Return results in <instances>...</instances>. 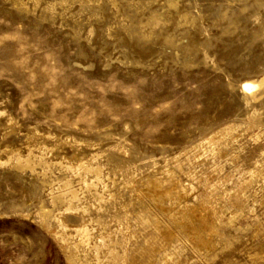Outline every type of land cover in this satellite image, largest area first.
I'll list each match as a JSON object with an SVG mask.
<instances>
[{"label":"rangeland","instance_id":"374dc122","mask_svg":"<svg viewBox=\"0 0 264 264\" xmlns=\"http://www.w3.org/2000/svg\"><path fill=\"white\" fill-rule=\"evenodd\" d=\"M127 1L131 8L125 0H0V264H67L61 247L39 224L35 209L38 208L40 198L50 207L48 192L51 187L56 189L60 180L68 179L74 188L80 187L76 176L58 166L60 161L70 158L74 153L78 154V159L90 158L95 152L100 154V163L104 165L106 162L104 167L107 172L118 164L125 168L131 165L137 172L143 160L149 157V161L153 162L149 163V171L146 170L148 176L158 179L164 185L169 184L170 180H175L179 187L182 185V195L177 200L165 197L154 204L148 202L147 205L143 200H138L133 208H126L131 217L130 230L135 231L138 247L144 245L146 238L156 234L150 224L144 226L145 222L140 218L144 210L150 211L147 216L155 224L159 221L156 225L161 228L170 225L169 216L162 213L160 215L161 207L175 212L186 205H204L214 208L219 214L217 217L221 223L217 222L218 235L207 236L208 248L205 250L198 249L189 234L181 233L176 235V239L173 238L175 241L172 239L156 248L142 264H147V261L148 264H264V96L247 104L240 90L242 80L244 82L256 75L258 77L264 72V47L257 48L254 45L248 48L251 42L250 29L256 27L248 16L253 13L257 4H264V0H228L226 3L225 0ZM170 1H173V7ZM84 2L92 7H83ZM17 3L22 4L24 9H18ZM242 3H247L248 9L252 5L253 10L250 8L248 12L241 13L236 8L242 7ZM221 11L231 19L236 14L232 19L235 29L229 42L226 35L219 34L225 21L221 18ZM184 13L187 15H183ZM150 14L162 20L156 28H146L148 33L153 31L151 37L141 39L133 31L148 22L152 17ZM258 17L260 21L264 20L263 9L259 10ZM131 26L134 28H130ZM203 28L207 31L206 35L205 32L202 33ZM241 28H245L244 31ZM216 45H221L220 52L216 51ZM229 45L233 51L229 49ZM209 46H213V50ZM242 52L247 55L243 56ZM213 56L215 61H212ZM228 60L226 66L225 62ZM254 112L258 113L260 119L256 120V116L254 122H251ZM212 134L217 137L216 148L207 144V140L213 137ZM119 141H124L122 144L125 149L131 150L111 149L118 147ZM37 144L39 147L43 146L46 151L45 160L54 166L52 172L49 171L45 176L50 184L43 188L47 187L48 190L41 188L44 177H41L39 170L32 174L17 173L7 163L12 152L18 151L25 157L30 149L37 148ZM78 148L79 151H85L79 153ZM104 154H108L110 159ZM116 178L114 180L119 183V177ZM237 179L238 184L234 182ZM207 180L210 181L206 182ZM245 181L250 182V185L242 189ZM232 191L233 194L237 191L236 196ZM123 194L124 201L127 202L128 194ZM120 211L119 209L117 213ZM21 212H27V216ZM88 213L83 216L84 219L78 217L80 214L69 216L70 224H88L96 228V217L100 214L106 220H111L112 232L116 233L119 229L116 211L96 214L91 210ZM121 213L120 216L124 214ZM232 215H236L233 224L227 222ZM222 226L225 227L221 228ZM68 233L71 234V242L77 241L73 228Z\"/></svg>","mask_w":264,"mask_h":264},{"label":"bare ground","instance_id":"6f19581e","mask_svg":"<svg viewBox=\"0 0 264 264\" xmlns=\"http://www.w3.org/2000/svg\"><path fill=\"white\" fill-rule=\"evenodd\" d=\"M17 1V0H16ZM20 1V0H19ZM39 1V0H38ZM112 1V0H111ZM116 0H114L115 2ZM127 2V4L129 5L128 1L125 0ZM131 1V0H130ZM211 1V0H210ZM223 1V0H221ZM230 1V0H229ZM235 1V0H234ZM239 1V0H236V2ZM245 1V0H244ZM257 1V0H255ZM92 2V1H91ZM110 2V1H109ZM108 2V3H109ZM133 2V1H132ZM206 2V0H205ZM209 2V1H208ZM207 2V3H208ZM213 2V1H211ZM218 3V1H216ZM215 2V3H216ZM228 2V0H225V3ZM232 2V1H231ZM243 2V1H241ZM251 2V1H249ZM254 2V1H253ZM252 2V3H253ZM261 2V1H260ZM259 2V3H260ZM21 3V2H20ZM20 3H17L16 6L18 5V9L22 10L24 9L22 4ZM80 3V2H79ZM93 3V2H92ZM220 3V2H219ZM230 3V2H229ZM233 3V2H232ZM235 3V2H234ZM255 3V2H254ZM263 3V2H262ZM64 4V3H63ZM81 4V3H80ZM100 4V3H99ZM107 4V3H105ZM135 4V3H134ZM153 4V3H152ZM177 5V3H174ZM195 4V3H194ZM210 4V3H209ZM208 4V6H209ZM236 4V3H235ZM234 4V5H235ZM243 4V3H242ZM242 4H239V5H242ZM247 4V3H246ZM246 4H243L242 7L238 6V10L242 11L241 13H244L245 11L248 12L247 10H249L252 5L249 4V7L251 5V7L248 9ZM37 5V4H36ZM83 7H89V5L85 4H82ZM81 5V6H82ZM92 5V4H91ZM102 5V4H101ZM170 5L173 7V1H170ZM207 5V4H206ZM220 5V4H219ZM218 5V6H219ZM222 5V4H221ZM220 5V7H222ZM228 5V4H227ZM230 5V4H229ZM228 5V6H229ZM238 5V4H237ZM248 5V4H247ZM38 6V5H37ZM94 6V4H93ZM98 6V5H97ZM140 6V5H139ZM204 6V5H203ZM225 6V5H224ZM48 7H51V6H48ZM62 7V6H61ZM92 7V6H90ZM89 7V8H90ZM103 7V6H102ZM100 7V8H102ZM215 7L217 8L216 4H215ZM226 7V6H225ZM239 7L241 9H239ZM257 7V8H256ZM47 8V7H45ZM95 8V7H93ZM98 8V7H97ZM129 8L130 5H129ZM136 8V6H135ZM134 8V9H135ZM176 8V7H175ZM211 8V7H210ZM209 8V9H210ZM214 8V7H213ZM219 8V7H218ZM224 7H222L223 9ZM230 8V7H229ZM17 9V10H18ZM86 9V8H85ZM99 9V8H98ZM139 9V7H138ZM188 10V8H186ZM191 9V8H190ZM207 9V8H206ZM255 9L253 11V13H250L249 14V19L252 18L251 21H253V26L256 25V27H253L251 28V42L249 43V46L248 48H250V46L254 47V45L257 47V46H263L264 47V20L260 21L258 15H259V10L263 9L264 11V4H257L255 6ZM251 8V10H253ZM56 10V9H55ZM102 10V9H101ZM133 10V9H132ZM150 10V9H149ZM187 10H185L186 12H188ZM216 10V9H215ZM258 10V11H257ZM51 11V10H50ZM83 11V10H82ZM86 11V10H85ZM89 11V10H88ZM87 11V12H88ZM135 11V10H134ZM207 11V10H206ZM212 11V10H211ZM219 11V10H217ZM224 11V10H223ZM222 12L223 15H221V18H223V21L224 23H222V28L220 29V33L222 36L223 35H226L228 37V42L231 41L230 37L232 36L233 32H234V29H235V25H234V22L232 21V19H234V17L231 18H228V16L226 14H224ZM86 12V13H87ZM95 12V10H94ZM115 12V11H114ZM205 12V11H204ZM209 12V11H208ZM48 13V12H47ZM83 13V12H82ZM211 13V12H210ZM217 13V12H216ZM226 13V12H225ZM51 14V13H50ZM91 14V13H90ZM99 14V13H98ZM192 14V13H191ZM209 14V13H208ZM221 14V13H219ZM218 14V15H219ZM228 14V13H227ZM234 14V13H233ZM246 14V13H245ZM86 15V14H85ZM89 15V14H88ZM152 17H150V19L148 20V22H145V24H143L141 27H136L137 29H135L133 31V34H135L136 36H138L139 38L142 39L143 38H149L150 34L153 32L151 30L150 33L146 32V28L148 30V28L152 29V28H156V26L159 25L160 20L157 16H153L154 14H150ZM183 15H187V13L183 14ZM204 15V14H202ZM239 15V14H237ZM82 16V15H81ZM80 16V17H81ZM103 16V15H102ZM183 17L184 19L186 17ZM194 16V14H193ZM198 16V15H196ZM201 16V15H200ZM217 16V15H216ZM232 16V15H231ZM229 16V17H231ZM240 16V15H239ZM244 16V15H242ZM219 17V16H217ZM241 17V16H240ZM239 17V18H240ZM247 17V16H246ZM199 18V16H198ZM208 18V17H207ZM211 18H214L211 16ZM210 18V19H211ZM242 18V17H241ZM200 19V18H199ZM206 19V17H205ZM245 19V18H244ZM243 19V20H244ZM248 19V18H247ZM183 20V19H182ZM186 20V19H185ZM191 20V19H190ZM215 20V18H214ZM242 20V19H241ZM240 20V21H241ZM184 21V20H183ZM193 21H197V20H194ZM201 21V20H200ZM209 21V20H208ZM220 21V19H219ZM80 22V21H79ZM186 22V21H185ZM184 22V23H185ZM199 22V21H198ZM222 21H220L221 23ZM239 22V21H238ZM247 22V21H246ZM217 23V21H216ZM237 23V21L235 22ZM245 23V22H244ZM249 23V22H248ZM126 24V23H125ZM166 24V23H165ZM192 24V23H191ZM241 24V23H239ZM243 24V23H242ZM183 25V24H182ZM238 25V23H237ZM73 26V25H72ZM81 26V25H80ZM121 26H122V23H121ZM193 26V25H192ZM200 26V25H199ZM245 26V25H244ZM242 26V28L244 27ZM124 27V26H122ZM129 27V26H128ZM179 27V26H178ZM188 29H189V26H187ZM186 27V29H187ZM202 26H200L201 28ZM204 27V26H203ZM219 27V26H218ZM217 27V28H218ZM239 27V26H238ZM252 27V26H250ZM73 28V27H72ZM130 28H134V27H130ZM194 28V27H193ZM205 28V27H204ZM204 28L201 29L202 33L205 32V35H206V32L207 31H204ZM220 28V27H219ZM241 28V29H242ZM126 29V27H125ZM197 29H199V27H197ZM206 29V28H205ZM208 29H211V28H208ZM245 29V28H244ZM244 29H242L244 31ZM247 29V28H246ZM124 30V29H123ZM130 30V31H131ZM154 30V29H153ZM183 30V29H182ZM196 30V29H194ZM200 30V29H199ZM239 30V29H238ZM248 30V29H247ZM129 31V29H128ZM127 31V32H128ZM162 31V30H161ZM185 31V30H184ZM193 30H191L192 32ZM198 30H196L197 32ZM246 31V30H245ZM199 32V33H200ZM218 32V30H217ZM237 32V31H235ZM130 33V32H129ZM162 33V32H161ZM187 33V32H186ZM190 33V31L188 32ZM211 33V32H210ZM249 33V32H247ZM132 34V33H130ZM192 34V33H191ZM194 34V33H193ZM197 34V33H196ZM201 34V33H200ZM209 34V32H208ZM211 35V34H210ZM188 36V35H187ZM203 36V35H202ZM208 36V35H207ZM214 36V35H213ZM218 36V35H217ZM216 36V37H217ZM242 36V35H241ZM249 36V35H248ZM249 36V37H250ZM151 37V36H150ZM166 37V36H165ZM190 37H192L190 35ZM197 37V36H196ZM209 37V36H208ZM212 37V36H211ZM215 37V36H214ZM212 37V38H214ZM233 37V36H232ZM231 37V38H232ZM244 37V36H243ZM198 38V37H197ZM205 38V37H204ZM223 38V37H222ZM241 38V37H240ZM192 39V38H191ZM201 39V37H200ZM207 38H205L206 40ZM210 39V38H208ZM215 39V38H214ZM224 39V38H223ZM237 39V38H236ZM137 40V39H136ZM167 40V39H166ZM170 40V39H168ZM221 40V39H220ZM219 40V42H220ZM239 40V39H238ZM237 40V41H238ZM242 40V39H241ZM249 40V39H248ZM150 41V39H149ZM195 41V40H194ZM213 41V40H212ZM223 41V40H222ZM247 41V40H246ZM166 42V41H165ZM171 41H169L170 43ZM217 42V43H219ZM223 42L226 43V41L224 40ZM232 42H235V41H232ZM245 42V41H242V43ZM199 43V42H198ZM216 43V42H215ZM236 43V42H235ZM240 43V42H238ZM237 43V44H238ZM168 44V43H166ZM172 44V43H171ZM170 44V45H171ZM197 44V43H196ZM209 44V43H208ZM220 44V43H219ZM234 44V43H233ZM201 45V44H200ZM232 45V44H231ZM235 45V44H234ZM241 45V44H240ZM244 45H247V44H244ZM243 45V46H244ZM198 46V45H197ZM224 46V45H223ZM200 47H203V46H200ZM211 46H209V49H210ZM234 47V46H233ZM262 47V48H263ZM213 48V46L211 47V49ZM216 48H218V50H215L216 51H219L220 52V49H221V45H216ZM232 48L230 47L229 45V49ZM259 48V47H257ZM179 49V48H178ZM205 49V48H204ZM233 49V48H232ZM230 49V50H232ZM235 49V47H234ZM201 50V49H199ZM213 50V49H212ZM214 50V52H215ZM226 50H228L226 48ZM259 50V49H258ZM202 51V50H201ZM207 51H210V50H207ZM206 51V53H207ZM233 51V50H232ZM243 51V50H241ZM245 51V49H244ZM243 51V52H244ZM257 51V49H256ZM264 51V50H263ZM262 51V53H263ZM213 52V53H214ZM223 52V51H222ZM237 52V51H236ZM242 52V55H247V54H243ZM247 52V51H246ZM258 52V51H257ZM186 53V52H185ZM205 53V52H203ZM218 53V52H217ZM225 53V52H224ZM223 53V54H224ZM238 53H240V51H238ZM252 53V52H251ZM250 53V54H251ZM255 53V52H254ZM261 53V54H262ZM210 54V53H209ZM207 54V55H209ZM221 54V53H219ZM256 54V53H255ZM260 54V56H261ZM215 55V53H214ZM238 55V54H237ZM263 55V54H262ZM223 56V55H221ZM226 56V55H225ZM236 56V55H235ZM240 56V55H239ZM242 56V58H243ZM212 57V56H211ZM218 57V56H216ZM237 57V56H236ZM241 57V56H240ZM249 57V56H248ZM258 57V56H257ZM203 58V56H202ZM214 60L212 59V61H215V56H213ZM230 58V57H229ZM231 58H233L231 56ZM240 58V59H242ZM250 58V57H249ZM256 58V57H255ZM259 58V57H258ZM227 59V58H226ZM224 59V60H226ZM236 59V58H234ZM254 59V58H253ZM263 59V58H262ZM203 60V59H202ZM205 60V59H204ZM218 60V59H217ZM233 60V59H232ZM252 60V59H251ZM222 61V60H221ZM238 61V60H236ZM245 61V60H244ZM209 62V60H208ZM233 62V61H232ZM230 61V63H232ZM240 62V61H239ZM238 62V63H239ZM254 62V61H253ZM210 63V62H209ZM215 63V62H214ZM226 63H229V60ZM234 63V62H233ZM235 64V63H234ZM233 64V65H234ZM240 64V63H239ZM253 64V63H252ZM255 64H257L255 62ZM253 64V65H255ZM215 65V64H214ZM221 65V64H219ZM218 65V66H219ZM252 65V66H253ZM225 66V65H224ZM227 66V64H226ZM231 66V64H230ZM236 66V65H235ZM239 66V65H238ZM262 66V65H261ZM259 67V66H258ZM257 68V67H256ZM262 69V68H261ZM246 70V69H244ZM248 71V70H247ZM243 72V71H242ZM249 72V71H248ZM263 72V71H262ZM246 73V71H245ZM244 73V74H245ZM261 73V72H260ZM259 73V74H260ZM249 73H247V76H248ZM243 75V74H242ZM255 75V73H254ZM253 75V76H254ZM244 76V75H243ZM257 76V75H256ZM255 78H251V79H247L245 80L244 82H240V83H243L241 86H240V90H241V95L243 97V99L246 101V103L248 102H251L253 103L254 100L256 99H259L260 97H263L264 96V72L263 74H261L260 76L256 77ZM242 79V77H241ZM238 81V80H237ZM236 82V81H235ZM239 82V81H238ZM237 82V83H238ZM234 84V83H233ZM232 85V84H231ZM239 85V84H238ZM232 87V86H231ZM230 87V88H231ZM237 89V88H236ZM239 90V91H240ZM235 91V90H233ZM238 93V92H236ZM236 95V94H235ZM239 95V93H238ZM241 98V97H240ZM264 100V98H262ZM244 101V102H245ZM256 102V101H255ZM247 103V104H248ZM249 104L250 106L252 104ZM237 104V103H236ZM246 105V104H245ZM247 105V106H249ZM257 106V103L255 104ZM255 105L253 107H255ZM259 105V104H258ZM250 106L248 108H250ZM252 107V108H253ZM246 108V107H245ZM254 109V108H253ZM252 109V110H253ZM258 110V109H257ZM255 111V109H254ZM264 111V110H263ZM247 112V110H246ZM249 112V111H248ZM262 113V111H261ZM251 114V112H250ZM260 114V113H259ZM248 115V114H247ZM254 117V119L251 121V122H254L255 120V117L259 116L257 112H254L252 114ZM256 117V118H257ZM249 118V117H248ZM251 119V117H250ZM259 117L258 120L259 121ZM257 121V122H258ZM9 123V122H8ZM7 123V125H8ZM250 124V123H249ZM14 130V129H13ZM229 131V130H228ZM227 131V132H228ZM37 132V131H36ZM226 132V133H227ZM30 133V132H29ZM111 134V133H110ZM232 134V133H230ZM40 135V134H39ZM38 135V136H39ZM109 135V134H108ZM213 135V134H212ZM225 135V134H224ZM227 135H229V132L227 133ZM36 136V137H38ZM44 136V135H43ZM40 137V136H39ZM42 137V135H41ZM108 138V136H105ZM113 137V136H112ZM117 137V135H116ZM115 137V138H116ZM120 137V136H119ZM118 137V138H119ZM123 136H121L120 138H122ZM225 137V136H224ZM227 137V136H226ZM232 137V136H231ZM46 137H44L45 139ZM69 138V137H68ZM221 138V137H220ZM228 138V137H227ZM234 138V137H233ZM35 139V138H34ZM38 139V138H37ZM36 139V140H37ZM43 139V140H44ZM70 139V138H69ZM72 139V138H71ZM103 139V137H102ZM106 139V138H105ZM111 139V138H110ZM114 139V138H113ZM124 139V138H123ZM122 139V140H123ZM226 139V138H225ZM232 139V138H230ZM36 140H33V141H36ZM60 140V139H59ZM65 140V139H63ZM116 141L118 139H115ZM120 140V139H119ZM40 141V140H39ZM62 141V140H61ZM73 141V139H72ZM77 141V140H76ZM121 141V140H120ZM118 142V147H112L111 149H118L119 150H123L125 149V145L123 146L122 142ZM216 141H217V137L213 135V137H210L208 140H207V144H209L210 146H215L216 144ZM228 141V140H227ZM65 142V141H64ZM74 142V141H73ZM79 142V141H78ZM84 142V141H83ZM83 142L82 145H83ZM86 142V141H85ZM114 142V141H113ZM112 142V143H113ZM206 142V141H205ZM226 142V141H225ZM41 143V142H40ZM59 143V142H58ZM72 143V142H71ZM88 143V142H87ZM224 143V142H223ZM74 144H76L74 142ZM114 144V143H113ZM112 144V145H113ZM117 144V143H116ZM126 144V143H125ZM43 145V143L41 144ZM64 145V144H62ZM69 145V144H68ZM71 145V144H70ZM77 145V144H76ZM75 145V146H76ZM81 145L82 149L84 148L83 146ZM202 145V144H201ZM36 146V144L34 145ZM72 146V145H71ZM74 146V145H73ZM72 146V147H73ZM80 146V145H78ZM127 146V145H126ZM205 146V145H203ZM209 146V147H210ZM77 147V146H76ZM86 147V146H85ZM92 147V146H91ZM130 147V146H129ZM218 147V146H215V148ZM100 148V147H99ZM133 148V147H131ZM214 148V149H215ZM62 149V148H61ZM86 149V148H85ZM128 149V148H127ZM203 149V148H202ZM211 149V148H209ZM224 149V148H223ZM14 150V149H13ZM64 150V148H63ZM81 150V149H80ZM110 150V148H109ZM121 150V151H122ZM126 150V149H125ZM131 150V149H130ZM129 149L126 150V151H130ZM134 150V149H133ZM207 150H208V147H207ZM12 151V150H11ZM9 151V153L11 152ZM44 148L43 146L42 147H39L38 144H37V148L34 150V149H30L27 154V156L24 157V155L22 156L21 153H19L18 151L16 152H12L10 154V158L8 160V164L11 166V168H13L17 173H25V172H29L30 174L32 173H37L36 171H40L42 176L41 177H44V180L42 181V186L41 188L45 187L46 184H50V181L49 183L47 182V180H45V176H47V173L49 171H51L52 169V165L48 164V162L45 160L44 158ZM74 151V150H73ZM79 153L85 151V150H82V151H79V148L77 150ZM76 151V152H77ZM88 151V150H87ZM111 151V150H110ZM115 151V150H113ZM213 151V150H212ZM211 151V153H212ZM21 152V151H20ZM63 152V151H62ZM90 152V151H89ZM92 152V151H91ZM104 152V151H103ZM206 152V151H205ZM209 152V151H207ZM215 152H217L215 150ZM214 152V153H215ZM65 153V152H64ZM63 153V154H64ZM72 153V152H71ZM86 153V152H85ZM106 153V152H104ZM116 153V151H115ZM119 153V152H118ZM124 153V152H122ZM127 153V152H126ZM130 153V152H128ZM133 151L130 153L132 154ZM185 153V152H184ZM223 153H225V151H223ZM222 153V154H223ZM67 154V153H66ZM109 156L111 157L110 153H108ZM107 154V155H108ZM188 154V153H187ZM48 155V154H47ZM73 155V156H72ZM70 156V158H62L63 160L59 162V167L61 169H63L65 172L67 173H71L74 177L76 176V178L78 179L79 181V184L77 185H80L79 188H74L73 187V184L71 185V182L69 181H65V180H60V182L55 185H57L56 189L53 187L50 188L49 192H48V200H49V204H50V207L48 208V206H46L45 204H47V202L45 203L43 201V199L41 200V195L39 199V204H38V208L35 209L36 210V213H35V217L38 219V222L39 224L44 228L46 229L47 232H49V234L52 235V237L54 238V240L56 241V243L61 247V249L63 250V252L65 253V256H66V259H67V264H85V263H88V264H142L143 261L145 259H148L150 257V254L155 251L156 248L158 247H161L163 243H166L167 242L169 243V241H171L174 237L176 239V235L177 234H181V233H184V234H189L191 236V238L193 239V241L195 242V245H197L198 249H206L208 248L207 246V236L211 234H217L218 232V225H217V222H220L221 221H218V217L217 215L219 216V214L217 213V211L212 208V207H207V206H204V205H200V206H197V207H179V209H176L175 212L172 211V209H168V208H159V211L160 212V215L161 213L166 215V216H169L168 218L170 219V225L169 226H166L164 228H161L159 227V225H156L155 222L151 219H149V217L147 216L148 212L147 210H144L143 211V216L139 217L145 222V225L144 226H148L150 224V227L155 231L156 234H154L153 237H149V238H146L143 243H142V247H138V245L136 244V237H135V234L132 230H130V220H131V217H130V214L128 213L127 211V207H130L133 208L134 206V203L138 200H143V203L146 204L148 202H152L153 204L154 203H157L158 199H161V198H170L171 199H176L178 197H180L182 195V192H181V188L182 185L179 187L178 184L175 182V180H170L169 184L167 185H164L161 181H159L158 179L156 178H152L150 176H148L149 174H147L146 172H148L149 170L147 168H149V163L150 162H153V161H149V157L145 160H143V164L141 165V168L136 172V170L134 171L130 166L131 165H128V167H123L121 166L120 164H118L117 166H114L113 168H110L109 172H107V170L105 169L103 163H100L99 162V159H100V154L96 153L95 154L93 153L92 155H90V158H86V157H82L80 159H78V154L77 153H74ZM89 155V154H87ZM105 155V154H104ZM107 155H105L107 157ZM58 156V155H57ZM83 156V154H82ZM114 156V155H113ZM112 156V157H113ZM120 156V155H119ZM119 156H117L119 158ZM126 156V155H125ZM128 156V154H127ZM126 156V157H127ZM133 156V155H132ZM135 156V155H134ZM214 156V155H213ZM216 156V154H215ZM8 157V156H6ZM61 157V156H60ZM104 157V156H103ZM110 157H107L110 159ZM124 157V156H123ZM125 157V158H126ZM138 157V156H137ZM142 157V156H141ZM217 157V156H216ZM220 157V156H219ZM221 157H224V156H221ZM48 158V157H47ZM105 158V157H104ZM134 158V157H133ZM189 159V155L187 157ZM7 159V158H6ZM114 159V158H113ZM117 159V158H116ZM124 159V158H123ZM131 159V157H130ZM137 159V158H136ZM144 159V156L143 158ZM185 159V158H184ZM219 159V158H218ZM57 160V159H56ZM103 160V159H101ZM112 160V159H111ZM110 160V161H111ZM135 160V159H134ZM133 160L132 163H134L135 161ZM138 160V159H137ZM106 161V160H105ZM108 161V160H107ZM115 160H113V164L116 165V161L114 163ZM183 163H184V160H182ZM192 161V160H191ZM5 162V161H4ZM3 164H6L4 163ZM51 162V161H50ZM49 162V163H50ZM125 162V161H124ZM128 162H130V160H128ZM137 162V161H136ZM139 162H141L139 160ZM176 162V161H175ZM180 162V161H178ZM194 162V161H193ZM52 163V162H51ZM138 163V162H137ZM173 163V162H172ZM177 163V162H176ZM182 163V162H181ZM188 163V162H187ZM190 163V162H189ZM2 164V165H3ZM107 164H109L107 162ZM111 164V163H110ZM155 164V163H154ZM175 164V163H174ZM126 165H127V162H126ZM185 165V164H184ZM195 165V164H194ZM106 166V165H105ZM113 166V165H112ZM125 166V165H124ZM136 166V165H135ZM177 166V164H176ZM6 167V166H5ZM9 167V166H8ZM54 167V166H53ZM134 168V165L132 166ZM189 167V166H188ZM187 167V168H188ZM192 167V166H191ZM190 167V169H191ZM107 168V167H106ZM186 168V167H185ZM186 168V169H187ZM194 168V167H193ZM170 169V168H169ZM172 169V167H171ZM170 169V170H171ZM53 170V169H52ZM106 170V171H105ZM148 170V171H146ZM183 170V169H181ZM188 170V169H187ZM192 170V169H191ZM152 171V170H151ZM165 171V170H164ZM173 171V170H172ZM215 171V170H214ZM12 172V171H11ZM52 172V171H51ZM156 172V170H155ZM163 172V171H161ZM180 172V171H179ZM188 172V171H186ZM193 172V171H192ZM217 172V171H216ZM66 173V174H67ZM167 173V172H166ZM177 173V172H176ZM175 173V174H176ZM65 174V173H63ZM169 174V173H167ZM166 174V175H167ZM171 174V173H170ZM178 174V173H177ZM71 175V176H72ZM154 175V174H153ZM172 175V174H171ZM213 175V174H212ZM66 176V175H65ZM157 176V175H156ZM162 176V175H160ZM51 177V176H49ZM58 177V176H57ZM70 177V176H68ZM67 177V178H68ZM116 177H119V183H116L118 181H115L114 179ZM154 177V176H153ZM163 177V176H162ZM165 177V176H164ZM224 177V176H223ZM252 177V176H251ZM59 178V177H58ZM64 179V177H61ZM75 178V179H76ZM170 178V176H169ZM177 178V177H176ZM212 178V177H210ZM231 178H233L231 176ZM47 179V178H46ZM50 179V178H49ZM117 179V178H116ZM212 179L215 180V178L213 177ZM210 179V180H212ZM225 179V178H224ZM229 180H231L230 178H228ZM51 180V179H50ZM70 180V179H69ZM177 180V179H176ZM209 180V181H210ZM213 180V181H214ZM223 180V179H221ZM53 182V179L51 180ZM58 181V180H56ZM73 181V180H72ZM208 180L206 182H209ZM220 181V180H219ZM218 181V182H219ZM226 181H228L226 179ZM238 179L234 182H237ZM251 181V179H250ZM253 181V180H252ZM75 182V180L73 181ZM179 182V181H177ZM217 182V184H218ZM223 182V181H221ZM40 183V182H39ZM77 183V182H76ZM181 183V181H180ZM216 183V182H214ZM224 183H227V182H224ZM223 183V184H224ZM239 182H237L238 184ZM250 182H247L245 181V183H243V185L241 186L242 189H245L247 187V185H250L249 184ZM54 184V183H53ZM75 184V183H74ZM201 184V183H200ZM220 184V183H219ZM233 184V183H232ZM235 184V183H234ZM76 185V184H75ZM74 185V186H75ZM208 185V184H207ZM216 185V184H215ZM240 185V184H239ZM36 187V185H34ZM206 186V185H205ZM210 186H211V182H210ZM217 186V185H216ZM215 186V187H216ZM220 186H222L220 184ZM234 186V185H233ZM214 187V186H213ZM235 187V186H234ZM249 187V186H248ZM30 188V187H29ZM34 188V187H32ZM40 188V187H39ZM38 188V189H39ZM202 188V186L200 187ZM217 188V187H216ZM221 188H224V187H221ZM44 189H47L46 188H43ZM210 189V188H209ZM215 189V188H213ZM241 189V190H242ZM248 189V188H247ZM41 190V189H39ZM48 190V189H47ZM234 190V189H232ZM212 191V190H211ZM210 191V192H211ZM35 192V191H34ZM33 192V193H34ZM38 192V191H37ZM127 193L128 195V201L125 202L124 201V197H123V193ZM186 192V191H185ZM191 192V190H190ZM196 192V191H195ZM201 192V190H200ZM209 192V190H208ZM216 192V190H214V193ZM218 189H217V193H218ZM237 192V191H236ZM234 193L233 194V191H232V194L236 196L237 193ZM42 193V191H41ZM40 193V194H41ZM188 193V192H187ZM213 193V192H211ZM213 193V194H214ZM231 193V192H230ZM240 193V192H239ZM44 194V193H43ZM190 194V193H189ZM245 194V193H244ZM46 195V194H45ZM185 195V194H184ZM183 195V196H184ZM212 195V194H211ZM217 195V194H216ZM227 195V194H226ZM229 195V194H228ZM38 196V195H37ZM36 196V197H37ZM187 196V195H186ZM215 196V195H214ZM244 196V195H243ZM32 198V196H30ZM35 197V196H34ZM35 197V198H36ZM185 197V196H184ZM183 197V199H184ZM203 197V195H202ZM217 197V196H216ZM223 197V195H222ZM245 197V196H244ZM186 198V197H185ZM212 198H215L212 196ZM246 198V197H245ZM199 199V198H198ZM205 199V198H204ZM221 199V198H220ZM228 199V198H226ZM236 199V197H235ZM45 200V198H44ZM162 200V199H161ZM177 200V199H176ZM203 201V198L201 199ZM206 200V199H205ZM38 201V200H37ZM47 201V200H46ZM191 201V199H190ZM200 201V200H199ZM160 202V201H159ZM164 202V201H163ZM173 202V201H171ZM198 202V200H197ZM137 203V202H136ZM140 203V202H139ZM165 203V202H164ZM190 203V202H189ZM206 203V202H205ZM216 203V202H215ZM232 203V201H231ZM240 203V202H239ZM246 203V202H245ZM196 204V203H195ZM194 204V206H195ZM198 204H202V203H198ZM209 204V203H208ZM234 204V203H233ZM136 205V204H135ZM140 205V204H139ZM147 205V204H146ZM157 205V204H156ZM37 206V205H36ZM137 206V205H136ZM152 206V204H151ZM151 206H148V207H151ZM176 206V205H175ZM179 206V205H178ZM181 206V205H180ZM209 206V205H208ZM211 206V205H210ZM238 206V205H237ZM1 207V206H0ZM21 207V206H20ZM144 207V206H143ZM216 207H218L216 205ZM135 208V207H134ZM142 208V207H141ZM170 208V207H169ZM174 208V207H173ZM240 208V207H239ZM243 208V207H241ZM19 209V208H18ZM119 209L121 210L120 212H122L120 216V212L117 213V211H119ZM153 209V207H152ZM157 209H158V206H157ZM91 210H94L95 213H99V212H102V213H108L110 212L111 210H113L114 212L116 211L117 213V216L115 217L116 218V222L119 227L118 230H116L117 232H112V230H110V221L106 220L103 216H101L100 214L96 217V228L91 227L88 225V224H84L82 226H73L71 225V221L69 219V216L71 215H76V214H80V216L78 217H81V219H84L83 216L87 213L89 214L88 212L91 211ZM134 210V209H133ZM136 210V208H135ZM150 210V209H149ZM175 210V209H174ZM152 211V210H151ZM158 211V212H159ZM234 211V209H233ZM241 211V210H240ZM126 212V213H125ZM142 212V211H141ZM153 212V211H152ZM219 212V211H218ZM249 212V211H248ZM15 213V212H14ZM22 213V212H21ZM155 213V212H154ZM153 213V214H154ZM241 213V212H240ZM23 214V213H22ZM86 214V215H87ZM94 214V213H93ZM92 214V216H93ZM137 214V213H136ZM140 214V213H139ZM152 214V213H151ZM222 214V213H221ZM221 214H220V217H221ZM0 215H2V213L0 212ZM23 215L27 216V212H25ZM155 215V214H154ZM159 215V213H158ZM163 215V216H164ZM230 215H231V212H230ZM96 216V215H95ZM108 216V215H107ZM113 216V215H112ZM162 216V215H161ZM165 216V217H166ZM229 216V214H228ZM236 216V215H235ZM235 216H231V217H227L228 220L227 222L228 223H232L233 219L235 218ZM77 217V216H76ZM86 217V216H85ZM137 217V219L139 218ZM223 217V216H222ZM221 217V218H222ZM238 217V215H237ZM89 218V217H88ZM113 218V219H115ZM135 218V217H134ZM133 218V219H134ZM152 218V217H151ZM219 218V219H221ZM226 218V219H227ZM80 219V218H79ZM110 219V218H109ZM224 219V217H223ZM237 219V218H236ZM87 220V219H85ZM83 220V221H85ZM155 220V219H154ZM158 220V219H157ZM257 220V219H256ZM91 221V220H90ZM88 221V222H90ZM133 221V220H132ZM225 221V220H224ZM92 222V221H91ZM141 222V220H140ZM263 222V221H262ZM112 223V222H111ZM115 223V222H114ZM133 223V222H132ZM168 223V222H167ZM219 223V224H220ZM257 223V222H256ZM113 224V223H112ZM135 224V223H134ZM139 224V222H138ZM143 224V222H142ZM152 224V225H151ZM165 224V223H163ZM223 224V223H222ZM227 224V223H225ZM224 224V225H225ZM233 224V223H232ZM116 225V224H115ZM136 225V224H135ZM261 225V224H260ZM259 225V226H260ZM263 225V223H262ZM142 226V228L144 227ZM229 226V225H228ZM232 226V225H230ZM258 226V224H257ZM225 227V226H224ZM223 226L221 228H224ZM70 228H73V231L75 232V235L76 238H77V241H73L71 242V234H69V229ZM95 229H98V233L95 231ZM146 229V228H145ZM144 230V228H143ZM114 231V230H113ZM139 231V230H138ZM220 231V230H219ZM221 232V231H220ZM71 233V232H70ZM222 234V233H221ZM141 235V233H140ZM183 235V234H182ZM218 235V234H217ZM148 236V234H147ZM150 236V235H149ZM216 236V235H214ZM220 236V235H219ZM224 236V235H223ZM141 237V236H140ZM218 237V236H217ZM75 238V237H74ZM144 238V236H143ZM178 238V237H177ZM182 238V236H181ZM187 238V237H186ZM221 238V237H220ZM139 239V237H138ZM173 241H175L173 239ZM179 242V239L177 240ZM193 242V243H194ZM169 245V244H168ZM157 250V249H156ZM160 250V249H159ZM199 251V250H198ZM166 252V251H165ZM162 253V251L160 252ZM159 253V254H160ZM163 256V255H162ZM177 257V256H176ZM176 260V259H175ZM147 261V260H146ZM164 261V260H163ZM150 262V261H149ZM178 262V261H177ZM146 263V262H145ZM175 263V262H174ZM147 264H148V261H147Z\"/></svg>","mask_w":264,"mask_h":264}]
</instances>
